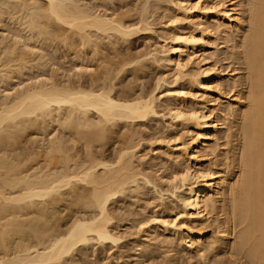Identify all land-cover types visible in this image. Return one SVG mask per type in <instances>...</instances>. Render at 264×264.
Segmentation results:
<instances>
[{
  "label": "bare ground",
  "instance_id": "6f19581e",
  "mask_svg": "<svg viewBox=\"0 0 264 264\" xmlns=\"http://www.w3.org/2000/svg\"><path fill=\"white\" fill-rule=\"evenodd\" d=\"M78 1L84 0H33L31 4L27 0H0V19L5 15H19L18 24L41 40L52 34L49 29L53 25L65 27L79 37L82 47L90 43V36L97 38L98 35L116 34L123 39L143 28L150 30L152 25L148 17L142 14L147 4L141 6L142 13L139 19L136 18L137 21H127L115 19L112 13L96 14L79 5ZM252 1L248 9L249 28L244 32L247 21L245 0H157L156 8L159 15L165 18L163 26L167 28L160 37L167 46L165 70H172L176 74L173 88L165 91L161 97L165 99V109L173 125L185 127L189 131L186 141L168 138L165 141L159 140L165 156L162 164L170 169L171 180L163 176L158 179L176 183L173 188L184 193L179 199L183 209H188L189 216L200 220H206L226 191L232 192L233 216L244 224L236 247L245 250L256 264H264V0ZM241 35H244L242 46L245 48V64L248 68L247 95L240 91L244 80L233 81L239 74L238 69L222 68L220 63L224 58L216 52L208 51L213 37L221 40V43H229ZM232 36L234 41L230 39ZM239 47L241 45L236 48ZM155 55L157 53L154 49L149 50L144 57L135 56L132 62L139 64L148 57L155 62ZM191 61H195L199 68L198 76L188 74L189 81L195 83L197 94L186 92L178 83L182 77L187 79L188 75L183 71ZM5 67L6 64L0 63V77L6 75L3 70ZM111 89L105 86L83 88L38 82L20 91H9L0 101V143L40 120L42 124L56 123L63 131L75 130L78 139L86 146L102 138L106 127L117 121L134 124L157 115L155 103L158 98L153 91L145 95L114 96ZM246 101L248 107L242 109ZM90 113L96 116L95 122L89 120ZM227 117L231 121L241 118L244 122L243 176L235 185H231V173L213 170L211 160L210 163L208 160V157L213 156L210 158L212 160L217 157V148L211 142L219 139L223 121H227ZM65 141L49 140L46 149L49 158L54 161L61 158L54 154L64 152ZM132 143L127 144L112 163L91 161L72 170L53 165L46 171L39 168L29 173L30 169H21L12 160L0 158V169L4 170L0 174V248H7L6 236L11 232L17 237L35 239L29 245L23 244L20 237L13 240L16 250L9 257L3 252L0 264H60L76 247L90 240L98 244L117 241L111 229L112 219L107 204L123 192L125 186L138 182L137 177L143 179L144 183H150L133 163L134 159L143 156V144L140 139L136 142L132 140ZM154 150L151 148V151ZM173 162L175 166L170 164ZM98 168L102 170L99 172ZM79 183L87 186L88 192H74V195L81 202L80 205L95 211L93 215L73 218L66 223L68 226L63 231L52 230L44 223L33 224L34 221L27 224L22 219L25 218L23 211L36 207L40 213L44 207L39 205H43L46 199L57 196L62 189H74ZM164 213L161 210L148 218L143 217L140 220V225L144 227L142 232L154 236L155 228L162 233H175L177 228L181 229L187 233L185 244L188 250L201 253L202 256L199 244L201 233L193 231L182 222L178 226L172 223L169 230L171 222L161 216ZM25 228L29 230L28 234L24 233ZM196 235L198 239L194 238ZM172 251L178 253L175 249ZM148 254L147 251L143 253L142 259Z\"/></svg>",
  "mask_w": 264,
  "mask_h": 264
},
{
  "label": "rangeland",
  "instance_id": "374dc122",
  "mask_svg": "<svg viewBox=\"0 0 264 264\" xmlns=\"http://www.w3.org/2000/svg\"><path fill=\"white\" fill-rule=\"evenodd\" d=\"M32 1L27 0L29 4ZM141 1L143 2L140 4ZM78 4L87 7L90 11L93 10L92 12L96 14L111 15L112 13L115 19L127 21H137L142 13L141 6L147 4L146 13L142 14L148 17V22L152 25L150 30L143 28L140 32L137 31L123 38L124 41L116 34L98 35L97 38L90 36V43L83 44L82 47L79 37L65 27L53 25L52 29H49L52 34L41 40L18 24L19 15L14 17L5 15L3 19H0V63L6 64L9 69L3 68L6 75L0 77V101L7 96L9 91V93L20 91L38 82L83 88L105 86L112 88L111 92L114 96L145 95L153 91L158 98L155 103L157 115L148 117L146 121L134 122V124L117 121L114 125L106 127L102 138L93 140L86 146L78 139L75 130H64V132L56 123L42 124L40 120L25 131L16 132V136L4 139L0 143V158L12 160L11 162L19 164L21 169H30L29 173L39 168L46 171L49 167H54L53 165L56 168L66 169L67 167L72 170L81 165H87L91 161L100 160L112 163L117 154L127 144L132 143V140L136 142L140 139L143 144V156L134 159L133 163L150 183H144L143 179L137 177L138 182L135 181L136 183L125 186L124 191L118 193L107 204L112 219L111 229L118 238L117 241L98 244L97 241L90 240L87 244L76 247L69 256L60 261V264H256L245 250L236 247L244 224L238 217L233 216L232 192L226 191L206 220H200L189 216L188 209H183L179 199L184 193L173 188L176 183L158 179L163 176L162 178L171 180L170 169L162 164V159H165L160 149L162 139L164 141L168 139L186 141L189 131L185 127L173 125L165 109V99L161 97V94L173 88L172 82L176 74L172 70H165L164 59L167 46L160 40V37L163 35L162 31L167 28L163 26L165 18L159 15L156 8L157 0H84L78 1ZM252 4V0H245L247 21L244 32L249 28L250 11L248 9ZM243 37L244 35H241L235 40L232 36L230 39L233 38L235 41L232 39L234 42L229 43H221V40L213 37L210 39L209 45L211 46L208 51L216 52L219 57L224 58L223 63H220L222 68L238 69L239 74L234 77L233 81L244 80L242 81L244 83L242 87H244H241L240 91L247 95L249 92L248 68L245 64V48L242 46ZM214 44L217 46L215 47ZM239 45L241 47L236 48ZM153 49L157 53L154 58L155 62L149 57L147 60L145 58L142 62H138L139 64L132 62L139 55L144 57V54ZM7 51L12 52L6 54ZM191 62L183 73L198 76L199 68L195 61ZM189 75L187 79L182 77L178 83L186 92L197 94V90L194 89L195 83L189 81ZM247 107L248 101L243 104L242 109ZM91 115L92 113L88 115L89 120L95 122L96 116ZM225 120L227 121H223L219 139L211 142L217 148L215 152L217 157L213 160L210 159L213 156L208 157V160L209 163L211 160L213 170L231 173V185H235L243 176L244 122L241 118L231 121L227 117ZM58 138L61 141H67V143L65 141L67 145L65 144L63 150L64 152L66 150V154L64 152L55 153L54 155L61 158L54 161L49 158L46 149L49 140H59ZM151 148L155 150L151 151ZM170 164L175 166L174 162ZM100 170L102 169H97L99 172ZM3 171L0 169V174H3ZM87 189L88 187L82 183L76 185L74 189L72 187L71 190L62 189L57 196L48 198L43 205H39L44 207V211L39 213L36 207H32L23 211L25 218L22 217V219L26 220L27 224H32L34 221L33 224L44 223L52 230L63 231L68 226L66 223L72 221L73 218L88 217L95 213L93 209L80 205L81 202L74 195V192L75 194L77 192L86 194ZM161 210L165 212L161 216L169 223L171 222L168 226L169 230H171L172 223L178 226L182 222L193 231L201 233L199 244L201 243L203 257L200 256L201 253L188 250L185 244L188 240L187 233L181 229L177 228L175 233H162L155 228L153 231L156 236L142 232L144 227L140 225V220H143V217H150L153 213H159ZM151 225L154 226L152 223ZM24 230L25 234L29 233L27 228ZM16 237L13 232L6 236L7 248H0V256L3 252L8 257L13 255V251L16 250L13 240L19 237L23 239V244L29 245L35 242L32 237ZM194 238L198 239L197 235ZM172 249L178 253L175 254ZM146 251L149 254L142 259V254Z\"/></svg>",
  "mask_w": 264,
  "mask_h": 264
}]
</instances>
